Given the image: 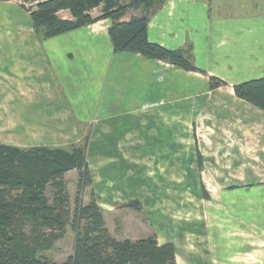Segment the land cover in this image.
<instances>
[{"label": "crops", "instance_id": "1", "mask_svg": "<svg viewBox=\"0 0 264 264\" xmlns=\"http://www.w3.org/2000/svg\"><path fill=\"white\" fill-rule=\"evenodd\" d=\"M225 9L163 0L149 17L148 42L189 49L195 73L113 53L110 20L41 41L23 9L0 2V144L67 148L86 130L90 190L112 238L154 235L175 264H264V112L233 92L264 77V12ZM209 77L225 85L211 90Z\"/></svg>", "mask_w": 264, "mask_h": 264}, {"label": "trees", "instance_id": "2", "mask_svg": "<svg viewBox=\"0 0 264 264\" xmlns=\"http://www.w3.org/2000/svg\"><path fill=\"white\" fill-rule=\"evenodd\" d=\"M14 1L28 14L41 41L110 20L107 34L113 53L140 55L184 71L203 73L193 65L189 49L168 50L148 42L149 17L163 0ZM94 10H99L98 15H92ZM129 10H141L142 14L121 22ZM60 11H67L70 19L59 18ZM208 80L211 90L225 85L215 77ZM233 92L236 98L264 112V77L236 84ZM88 140L86 132L78 144L67 148L21 149L0 144V264H175L174 246H159L154 235L136 241H117L110 236L90 190ZM70 171L77 173L72 207L64 180ZM86 190L89 198L84 204ZM124 207L140 209L138 202ZM67 226L74 234L71 255L62 263L41 256L63 238Z\"/></svg>", "mask_w": 264, "mask_h": 264}, {"label": "rangeland", "instance_id": "3", "mask_svg": "<svg viewBox=\"0 0 264 264\" xmlns=\"http://www.w3.org/2000/svg\"><path fill=\"white\" fill-rule=\"evenodd\" d=\"M215 1L227 4V9L222 11L223 14L226 12V14L230 15V14H234V13L236 14L237 12H242V11L244 12L245 11L246 12L259 11V13L264 12V0H215ZM0 2H8L15 7L19 6L18 2L14 0H5V1H0ZM137 12L139 14V11ZM11 13L13 14L14 10H12ZM98 13H99V10H95L92 12V15L95 16V15H98ZM85 133H86V130H84L83 134ZM68 183H70L69 184L70 187L69 188L67 187V190H70L69 191L70 195H68L69 196V206L72 207V202L75 196V183L73 181H69ZM47 194H48V197L50 198L52 194V190L49 189ZM73 240H74V234L69 228V226H67L65 235L63 236V238L57 241L53 245L50 251L43 252L41 256L50 260L51 262L62 263L72 253Z\"/></svg>", "mask_w": 264, "mask_h": 264}]
</instances>
